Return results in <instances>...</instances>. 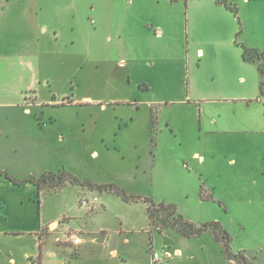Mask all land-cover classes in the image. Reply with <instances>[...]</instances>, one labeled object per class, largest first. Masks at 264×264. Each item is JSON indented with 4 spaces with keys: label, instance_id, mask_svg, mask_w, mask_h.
I'll return each mask as SVG.
<instances>
[{
    "label": "rangeland",
    "instance_id": "1",
    "mask_svg": "<svg viewBox=\"0 0 264 264\" xmlns=\"http://www.w3.org/2000/svg\"><path fill=\"white\" fill-rule=\"evenodd\" d=\"M99 1L35 0L40 21L58 36L38 73L49 85L42 84L27 97L28 103L41 104L31 108L37 117L30 118L56 122L46 133L55 138L53 151L39 160L32 176L41 175L44 168L56 173L64 168L83 180L115 183L157 204L176 205L196 224L221 223L232 238L235 255L242 254L249 264H264L263 157L247 153L241 136L232 133L228 138L234 151H222L214 159L212 153L228 138L208 133L207 126L201 129L202 102L204 121L215 118L221 123L219 114L227 106L212 101L229 97L239 81L254 82L256 69L243 61V50L235 43L240 31L235 15L230 14L219 29L204 19L196 23L201 9L191 8L187 36L190 0H146V20L161 25L165 34L157 40L146 37L144 47L138 39L132 43V55L146 59V64H135L128 75L129 66L119 64L122 49L106 41L116 38V25L109 20L100 27ZM231 2L240 7L242 0ZM136 9L134 5L130 13L139 19ZM202 13L200 18L206 17ZM147 27L154 35L159 33L153 23ZM134 30L136 34L137 27ZM261 36L258 41L264 47ZM14 114L0 112V119L16 118ZM61 134L63 143L57 140ZM197 153L205 157L203 165ZM2 158L4 164L14 165L15 159ZM48 189L40 199L46 216L81 212L88 231L106 228L114 234L111 245L119 249V259L100 248L95 256L86 252L79 264H154L153 254L165 252L171 256L157 264H245L229 259L211 233L188 238L169 227L159 232L162 223L151 225L143 202L127 203L114 193L70 183ZM91 195L99 198L101 210L94 219L91 214L97 210L90 213L80 206L81 198ZM118 229L123 230L121 236ZM57 230L55 224L44 232ZM21 247L31 249L25 243ZM178 248L181 255L175 253Z\"/></svg>",
    "mask_w": 264,
    "mask_h": 264
},
{
    "label": "crops",
    "instance_id": "2",
    "mask_svg": "<svg viewBox=\"0 0 264 264\" xmlns=\"http://www.w3.org/2000/svg\"><path fill=\"white\" fill-rule=\"evenodd\" d=\"M231 1L229 0L232 6H237L239 10V18L231 9L219 4L217 0L187 2L189 20L187 36L190 33L189 10H192L191 8L201 9V13L194 17L196 23L204 19L213 28L219 27V29L223 28L224 20L233 14L240 26L237 35L242 38V42L238 43L237 36L235 43L243 50V61L256 69L254 82L246 85V81L245 83L239 81V87H234L229 97L212 101L213 105L223 102L227 106V109L223 110L224 115L219 114L221 123L215 118L207 123L204 121L205 103L202 102L201 129L205 131L207 126L208 133L227 138L232 133H238L241 136L243 149L247 153L261 154L264 163V94L261 92L263 75L257 63L243 58L244 46L264 52L262 43L258 41V37H262L261 34L264 35V0H242L240 7L239 4L236 5ZM134 5H137L139 19L137 17L134 19L130 13ZM142 5L145 7L146 0H100L98 2L100 27L109 20L116 25V38L108 37L106 41L122 49L124 58L119 61V64L129 66L128 75H131L135 64H146V59L132 55V43L138 39L144 47L146 37L157 40L165 34V29L161 25L155 21L146 20V7ZM202 12L207 13L206 17L203 15L200 18ZM242 17L244 25H242ZM133 20L136 21L135 24ZM148 22L158 28V34L154 35L148 29ZM233 24L232 28H234ZM136 27L138 32L135 34ZM256 31L255 41L253 36ZM56 36L58 33L54 32V29L40 21L35 0H0V112L15 111L16 113L14 114L16 118L0 119V172H7L20 180H25L36 173V168L40 164L39 160L47 158L53 151L55 138L47 136L46 133L53 131L56 122L52 120L49 124L44 120L30 118L34 114L31 108H39L41 104L28 103L27 97L36 94L35 88L42 84L49 85L47 80L44 82L39 80L38 73L49 47L56 41ZM147 90H149L148 86H146ZM34 115L37 117L36 114ZM57 140L63 143L66 139L61 134ZM224 142L220 145L218 152L212 153V158H217L222 151L227 154L234 151L229 138L224 139ZM7 155L15 159L14 165L2 162V157ZM196 156L200 160V165H203L205 157L199 153ZM42 170L44 171L41 175L48 172L56 173L45 171L46 168ZM80 180L96 183L92 180ZM45 192L49 191H40L39 187L32 182L18 185L5 175H0V264H31L32 260L38 258L41 245V264H79L86 252L95 256L100 248L109 251L111 258H120L119 249L111 245L114 234L106 228H100L93 233L88 231V224L83 222L81 212L72 216L68 212L63 215L46 216L40 201ZM98 210L91 214L93 219L101 211L98 212ZM55 224L58 225L57 232L45 235L44 229L50 230ZM122 232V229L117 230L120 236ZM209 234L210 232H206L203 236ZM124 241L129 242V239L125 238ZM24 243L31 246L29 251H24L21 247ZM175 253L181 255L182 251L178 248ZM152 260L154 264L158 263L154 258Z\"/></svg>",
    "mask_w": 264,
    "mask_h": 264
},
{
    "label": "trees",
    "instance_id": "3",
    "mask_svg": "<svg viewBox=\"0 0 264 264\" xmlns=\"http://www.w3.org/2000/svg\"><path fill=\"white\" fill-rule=\"evenodd\" d=\"M219 4L225 5L227 8L231 9L234 14L239 18V10L237 6H232L229 0H217ZM244 48L243 58L246 61L255 62L258 64L259 70L263 75V81L261 83V92L264 94V52L259 51L258 49H250L247 47ZM0 175H5L8 179L13 181L15 184L23 185L27 182H32L36 184L40 191L48 190V188H63L67 183L73 185H79L83 188H88L90 191L98 190L101 193H114L117 196L121 197L127 203H138L143 202L147 205V211L151 220V225L157 227L156 221L162 223L161 228H158V231L163 233L165 228H172L179 231L183 236L188 238L198 237L203 235L206 232H210L215 239V241L222 243L226 252V255L229 259H241L243 263L249 264L247 259L242 255H235L231 249V236L223 228L219 222H210L196 224L189 219L185 218L181 213H179L176 205L160 203L157 204L152 198L144 197L141 195L130 194L124 188L120 187L115 183L108 184H97L91 181H82L72 173L61 170L59 173L48 172L44 173L39 177L31 176L25 180H20L7 172H0ZM41 255H42V245L40 247V254L37 259L32 260L36 262L34 264H41Z\"/></svg>",
    "mask_w": 264,
    "mask_h": 264
},
{
    "label": "built area",
    "instance_id": "4",
    "mask_svg": "<svg viewBox=\"0 0 264 264\" xmlns=\"http://www.w3.org/2000/svg\"><path fill=\"white\" fill-rule=\"evenodd\" d=\"M80 206L88 212L93 213L99 208V198L97 196L82 197L80 200ZM170 256L171 254L169 252H165V256H162L159 253L153 254V258L156 262H160L163 257L169 258Z\"/></svg>",
    "mask_w": 264,
    "mask_h": 264
}]
</instances>
